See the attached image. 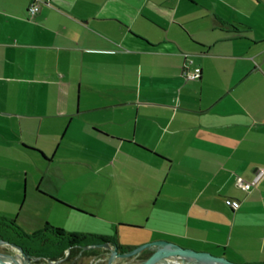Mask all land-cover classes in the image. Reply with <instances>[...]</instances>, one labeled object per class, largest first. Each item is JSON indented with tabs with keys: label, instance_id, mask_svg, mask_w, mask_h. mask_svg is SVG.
Wrapping results in <instances>:
<instances>
[{
	"label": "crops",
	"instance_id": "0c3cea01",
	"mask_svg": "<svg viewBox=\"0 0 264 264\" xmlns=\"http://www.w3.org/2000/svg\"><path fill=\"white\" fill-rule=\"evenodd\" d=\"M34 1L0 0V213L74 191L129 203L83 234L264 264V0Z\"/></svg>",
	"mask_w": 264,
	"mask_h": 264
},
{
	"label": "water",
	"instance_id": "95a60500",
	"mask_svg": "<svg viewBox=\"0 0 264 264\" xmlns=\"http://www.w3.org/2000/svg\"><path fill=\"white\" fill-rule=\"evenodd\" d=\"M0 246L7 247L6 252H0V264H32V261L37 259L27 254L23 247L14 241L0 238ZM82 248L101 251L97 259H90L89 264H255L235 262L224 254L192 250L162 238L144 241L126 249H121L118 243L112 240L88 243Z\"/></svg>",
	"mask_w": 264,
	"mask_h": 264
},
{
	"label": "rangeland",
	"instance_id": "374dc122",
	"mask_svg": "<svg viewBox=\"0 0 264 264\" xmlns=\"http://www.w3.org/2000/svg\"><path fill=\"white\" fill-rule=\"evenodd\" d=\"M92 176V175H91ZM91 178H94L91 177ZM94 180H97L95 177ZM79 188L85 189V184L78 185ZM65 199L62 200L52 196L54 199L50 198L49 207L46 209L43 206V202L39 201H31L27 200L24 208L20 211V213L26 218L32 219L31 214H39L41 215L43 212H48V217L52 221V223L45 221L41 229L45 227V224L48 223L53 227H58L63 229L65 232L70 233H83V231H87L88 225L93 227L92 223H101L99 219L80 213L84 212H130L128 208V202L118 203L111 200H106L101 202L96 196H85V194H76L74 191H67ZM60 200L61 202L57 201ZM137 204V203H136ZM2 207V206H1ZM17 207L10 209L12 216H7L6 214H1L2 216H6L9 218H14L17 213ZM1 212V211H0ZM9 212V211H8ZM15 219V218H14ZM85 227V230H83ZM38 230V226L34 224H30L29 228L26 227V230L23 229L27 233H34ZM123 235L132 232V228L121 226L118 228Z\"/></svg>",
	"mask_w": 264,
	"mask_h": 264
},
{
	"label": "trees",
	"instance_id": "16d2710c",
	"mask_svg": "<svg viewBox=\"0 0 264 264\" xmlns=\"http://www.w3.org/2000/svg\"><path fill=\"white\" fill-rule=\"evenodd\" d=\"M52 199L55 200L52 196H50ZM57 200V199H56ZM61 202L60 200H57ZM83 214L88 215L87 212H80ZM120 226L125 227H137L131 224H119ZM57 236H66L71 239H78L83 243H92V242H100L104 240H113L112 237L108 235H102V234H83V233H70L65 232L63 229L58 227H53L49 225L48 223L45 224V227L37 232L34 233H27L23 230L21 226H19L14 218H9L6 216L0 215V238L8 239L11 241H15L18 243H24L27 244L30 248L37 247L38 245L41 246H50L55 243V239ZM79 241V242H80ZM121 249H123L122 246L119 245ZM56 249L55 253L63 250V245L57 244L54 246ZM54 257V256H52Z\"/></svg>",
	"mask_w": 264,
	"mask_h": 264
},
{
	"label": "flooded vegetation",
	"instance_id": "af4514ba",
	"mask_svg": "<svg viewBox=\"0 0 264 264\" xmlns=\"http://www.w3.org/2000/svg\"><path fill=\"white\" fill-rule=\"evenodd\" d=\"M79 241L78 239H71L66 236H57L55 243L50 246L38 245L37 247L30 248L23 242L16 243L20 244L27 254L37 257V259L32 261V264H55L56 260H59L56 264H89L92 257H94L93 261L98 258L97 255L101 253L99 249L84 250L82 247L87 244ZM57 244L63 245L64 248L55 253L56 249L54 246ZM122 247L123 249L131 248L129 246ZM6 251L7 247L0 246V252Z\"/></svg>",
	"mask_w": 264,
	"mask_h": 264
},
{
	"label": "built area",
	"instance_id": "2783aa9c",
	"mask_svg": "<svg viewBox=\"0 0 264 264\" xmlns=\"http://www.w3.org/2000/svg\"><path fill=\"white\" fill-rule=\"evenodd\" d=\"M39 9V0H35L29 7V12L31 14H34ZM188 63L184 64V67L182 69L181 75L185 80H194L199 78L201 73V68L199 66H195L193 68H190V64L192 63V59H187ZM264 178V164L257 167L255 169L254 175L250 180L244 179L243 177L236 175L235 176V185L244 190L248 191L252 189L253 187H256L259 182ZM227 204L231 206L233 209H236L239 206V201L235 199H226Z\"/></svg>",
	"mask_w": 264,
	"mask_h": 264
},
{
	"label": "bare ground",
	"instance_id": "6f19581e",
	"mask_svg": "<svg viewBox=\"0 0 264 264\" xmlns=\"http://www.w3.org/2000/svg\"><path fill=\"white\" fill-rule=\"evenodd\" d=\"M83 261V260H82Z\"/></svg>",
	"mask_w": 264,
	"mask_h": 264
}]
</instances>
